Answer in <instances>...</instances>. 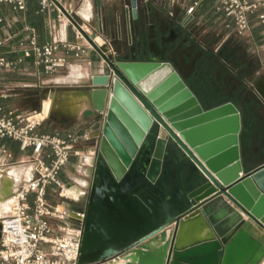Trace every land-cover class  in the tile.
Listing matches in <instances>:
<instances>
[{"label":"water","instance_id":"95a60500","mask_svg":"<svg viewBox=\"0 0 264 264\" xmlns=\"http://www.w3.org/2000/svg\"><path fill=\"white\" fill-rule=\"evenodd\" d=\"M132 8L136 20L135 0ZM134 39L129 30L123 53L100 48L104 72L88 81L90 108L84 116L95 122L97 158L104 163L109 183L120 185L132 177L134 184L127 191L140 197L145 184H156L149 176L153 162H158L160 173L179 152L185 164L179 165L184 170L178 183L184 190L183 205L186 197L188 207L129 242L118 255L133 253L137 264H225L240 233L264 252V240L247 228L256 229L264 238V164L241 175L244 167L256 160L254 155L244 153L242 145L243 128L251 116L258 118V112L251 107L244 111L232 97L206 109L204 101H210V94L199 98L188 83L204 90L202 74L207 64L191 61V70H187L174 57L176 40L172 44L160 40L154 50L149 39ZM258 85L264 89L256 82L253 89L264 103ZM139 159L144 166L137 169ZM189 172L191 179L184 181L182 174ZM159 173L157 179L172 190L174 187L171 189L167 178L159 177ZM201 187L210 191L192 196ZM194 213L205 220L213 238L178 250L175 241L179 224ZM167 230L171 231L169 238L156 253L152 252L149 242L164 239ZM81 263L89 261L81 258Z\"/></svg>","mask_w":264,"mask_h":264},{"label":"crops","instance_id":"0c3cea01","mask_svg":"<svg viewBox=\"0 0 264 264\" xmlns=\"http://www.w3.org/2000/svg\"><path fill=\"white\" fill-rule=\"evenodd\" d=\"M50 2L51 5L45 9L40 4L41 0H25L23 10H14L8 4L1 5L0 56L14 62L15 65L10 69L0 70V110L13 113L15 116H30L42 111L45 118L37 129L40 134L61 138L68 135L86 136L78 144L81 156H71L59 174V182L63 188L72 182L75 184L72 192H65L67 198L78 197L75 200L78 202L82 197L80 192L90 190L93 186L98 160L97 132L94 130V120L84 116L89 106L75 116L65 114L63 111L51 112L49 96L51 93L72 91L88 93L90 77L104 72L102 56L99 52L90 51L86 55L90 65L85 61L72 62L74 64L67 68L47 74L37 63L34 55L24 58L22 50L29 46L32 37L35 38L38 47L52 42L61 45L76 43L68 22L65 19L60 21L57 19V9H66L68 6H71L73 11L71 17L82 24L89 33L96 34L97 36H93L105 44L108 52L123 53L128 46L130 30L136 41L149 39L154 50L158 48L156 45L160 40L170 44L176 40L175 45L178 47L174 51V57L185 64L187 70H191L189 67L191 61H196L197 65L207 64L202 74L204 90H200L193 82L188 83L189 87L199 98L204 99V94H210V101H204L206 103L203 106L206 109L220 105L232 97L235 104L244 111L251 107L258 112V118L251 116L243 128L242 145L244 153L254 155L256 160L244 167L241 175L251 172L257 165L264 164V103L253 89L255 82L264 85L262 8L259 7L248 14L249 29L239 36L233 18L217 11L219 0H135L136 20L132 18V0H50ZM194 4H196L194 12L188 15L187 9ZM127 8L130 9L129 15ZM189 19L190 23L185 26ZM176 29L180 32L177 33ZM58 54L70 55V52L60 50ZM76 73L80 75L77 76ZM258 88L264 93L263 87L258 85ZM261 153L263 154L259 156ZM29 155L30 151L19 150L17 142L9 139L0 140V175L7 173L9 169L20 170L18 175L16 173L9 175L13 182L9 195L21 181L24 172L29 169ZM176 156L178 158L176 164L179 160L185 164L179 152H176ZM25 163L29 165H24ZM7 164L15 167H7ZM88 184L89 188L86 189ZM58 190L60 189L56 186L48 187L46 200L52 202L54 206L64 207L67 204L59 203L61 199ZM79 210L82 208H68L66 214L74 220L77 218L75 212ZM203 222L206 225L204 220ZM255 232V236L264 240L260 232L256 229ZM209 235L202 241L212 238L210 231ZM197 243L199 241L187 246ZM263 263L264 256H260L257 264Z\"/></svg>","mask_w":264,"mask_h":264},{"label":"built area","instance_id":"2783aa9c","mask_svg":"<svg viewBox=\"0 0 264 264\" xmlns=\"http://www.w3.org/2000/svg\"><path fill=\"white\" fill-rule=\"evenodd\" d=\"M2 4H8L14 10L25 8V0H0V8ZM40 4L45 9L51 2L41 0ZM195 6L187 9L188 15L194 12ZM259 7L264 10V0H219L216 9L233 18L236 33L241 36L249 29L248 14ZM129 10L127 8L128 15ZM57 11V19L68 22L77 42L72 45L52 42L38 47L32 37L29 46L22 50L24 58L34 55L47 74L67 68L74 64L72 62L85 61L90 65L86 60L90 51L99 52L102 56L100 47L91 37L97 35L89 33L71 17V6ZM60 50L69 51L70 55H59ZM14 65V62L0 56V70L10 69ZM44 118L42 111L30 116H15L0 110V140L15 141L20 151H30V167L9 197L10 214L0 218V264H83L80 253L82 229L78 230L76 241L73 242L67 228L53 226L50 221L65 219V214L59 213L58 206L49 205L46 195L48 187L56 186L60 189L59 197L69 199L63 194L59 174L71 156H81L78 144L86 136L68 135L61 138L40 134L37 129ZM60 232L62 235L56 236Z\"/></svg>","mask_w":264,"mask_h":264},{"label":"bare ground","instance_id":"6f19581e","mask_svg":"<svg viewBox=\"0 0 264 264\" xmlns=\"http://www.w3.org/2000/svg\"><path fill=\"white\" fill-rule=\"evenodd\" d=\"M91 37L101 49L107 52L103 42L101 43L93 35ZM75 71L78 72L77 69ZM76 75L79 76L80 73ZM88 106L90 108L88 94L84 92L51 93L49 96L51 112L64 111L75 115ZM143 166L139 159L136 168L140 169ZM104 169L103 161L98 158L86 209L76 212L77 218L74 220L66 214L67 209L62 208V212L66 216L65 219L70 222L69 225H82L81 258L89 261L88 264H104L110 260L113 261L108 264H137L135 254L118 255V253L126 248L129 242L140 238L144 232L161 226L184 211L182 200L184 190L179 183L169 190L164 182L157 179L159 173L157 161L153 162L149 172L150 178L154 179L156 184L154 186L145 184L144 189L139 192L140 197L127 191L134 184L132 177L126 178L120 185L112 184L105 179ZM12 173L18 175L20 170L9 169L7 173L0 175V211L3 215L10 214L9 197L12 193L10 195L9 193L13 182L9 175ZM191 177V172L182 174L184 181H189ZM85 188H89V184ZM209 191L201 187L193 192L192 196L203 195ZM59 209L60 207H57L58 211ZM202 219L199 213H194L181 220L175 243L177 249H185L188 244L200 242V240L202 242V239L210 236ZM247 228L256 233L249 225ZM68 232L71 240L75 242L78 231L68 229ZM170 232L166 231L164 239L150 241L148 244L150 250L156 253L169 238ZM260 256H264L263 250H259L257 244L245 233H240L227 253L225 264H249L250 262L255 264Z\"/></svg>","mask_w":264,"mask_h":264},{"label":"rangeland","instance_id":"374dc122","mask_svg":"<svg viewBox=\"0 0 264 264\" xmlns=\"http://www.w3.org/2000/svg\"><path fill=\"white\" fill-rule=\"evenodd\" d=\"M78 81H80V82H82L81 80H78ZM82 110H84V109H82ZM81 110V111H82ZM80 111V112H81ZM62 112V111H61ZM64 112V111H63ZM79 112V113H80ZM78 113V114H79ZM65 114H67V113H65ZM68 115H70V116H75V115H77V114H75V115H72V114H68ZM174 159V160H173ZM172 159V161H171V163H170V166H168L167 168H164V169H162L161 171H160V173H159V177H162V178H164V177H166L167 178V183H168V186L172 189L178 182H179V173H180V171L181 170H184V168H180V163H182V162H180V160L177 162V164H176V159L178 160V158H176V157H174ZM24 165H29L28 163H25ZM9 166H14V165H9V164H7V167H9ZM15 167V166H14ZM87 184V183H86ZM75 186V184L72 182L70 185H68V186H65V188H64V192H63V194H65V191H67V192H72L73 190H74V187ZM56 192V191H55ZM90 190H87V191H85V192H80L81 193V196L82 197H80L79 198V201L78 202H75V200H70V199H65V198H63V197H60V202L59 203H61L62 204V202H65L67 205L66 206H61L60 207V209H59V213H61L62 212V208H64V209H68V208H72V207H80V208H82V209H86V207H87V203H88V198H89V195H90ZM60 193V190H58V194ZM185 196H186V194H185ZM78 198V197H77ZM54 200V198H52V201ZM185 201H184V203H185V207H188V201H187V199H186V197H185V199H184ZM47 203L49 204V205H54V204H52V202H50V201H47ZM63 213V212H62ZM76 213V212H75ZM2 216H7L6 214H2V212L0 211V217H2ZM65 218H66V216H65ZM51 222V224L53 225V226H60V227H65V228H67V229H70V230H79V229H82V225H79V224H77V225H69L70 224V222L69 221H67L66 219H62V220H55V221H50ZM60 235H62V233L60 232V233H57L56 234V236H60ZM110 261H112V260H110ZM110 261H108V262H110ZM108 262H106V263H108ZM105 264V263H104ZM264 264V263H263Z\"/></svg>","mask_w":264,"mask_h":264}]
</instances>
